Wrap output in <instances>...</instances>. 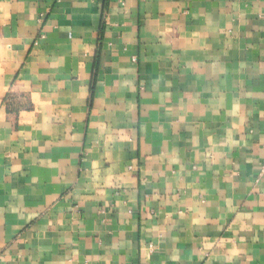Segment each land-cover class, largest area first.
Here are the masks:
<instances>
[{"label":"crops","instance_id":"obj_1","mask_svg":"<svg viewBox=\"0 0 264 264\" xmlns=\"http://www.w3.org/2000/svg\"><path fill=\"white\" fill-rule=\"evenodd\" d=\"M0 264H264V0H0Z\"/></svg>","mask_w":264,"mask_h":264}]
</instances>
